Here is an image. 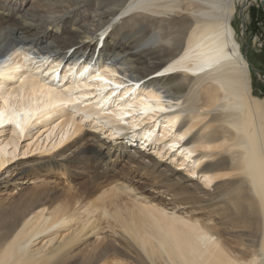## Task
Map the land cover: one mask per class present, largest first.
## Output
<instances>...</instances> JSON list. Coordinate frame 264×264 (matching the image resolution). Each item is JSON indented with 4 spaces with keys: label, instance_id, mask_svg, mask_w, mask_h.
I'll return each mask as SVG.
<instances>
[{
    "label": "bare ground",
    "instance_id": "6f19581e",
    "mask_svg": "<svg viewBox=\"0 0 264 264\" xmlns=\"http://www.w3.org/2000/svg\"><path fill=\"white\" fill-rule=\"evenodd\" d=\"M247 1L0 0V264H264Z\"/></svg>",
    "mask_w": 264,
    "mask_h": 264
},
{
    "label": "rangeland",
    "instance_id": "374dc122",
    "mask_svg": "<svg viewBox=\"0 0 264 264\" xmlns=\"http://www.w3.org/2000/svg\"><path fill=\"white\" fill-rule=\"evenodd\" d=\"M233 24L236 29L237 32L236 35L241 44L243 53L244 55L248 56L251 61L254 92L257 95L264 97V4L263 2L261 0H248L245 5L239 6L236 18L233 20ZM8 31L9 30H6V34L9 36L10 31L9 32ZM143 35L147 36L148 33L141 32L139 34H136L135 36L136 38L140 39L139 37H142ZM28 140L26 139L24 141L23 139L24 143L23 141L20 143L18 155L13 160L16 164L26 159H29L34 155L39 154L36 152V148L35 149L32 148L33 151L35 152L31 151L30 149L29 153L26 154L21 153L23 149H25V152L27 151V147H25V145L31 142ZM141 144L139 145L140 146L139 148L142 149ZM137 145L138 143L135 146ZM148 150L149 152H151L150 148ZM2 189L8 190L6 189V187H2Z\"/></svg>",
    "mask_w": 264,
    "mask_h": 264
},
{
    "label": "snow or ice",
    "instance_id": "6c2138e0",
    "mask_svg": "<svg viewBox=\"0 0 264 264\" xmlns=\"http://www.w3.org/2000/svg\"><path fill=\"white\" fill-rule=\"evenodd\" d=\"M12 121H10V123H11ZM17 127H20V125H19V123L17 122Z\"/></svg>",
    "mask_w": 264,
    "mask_h": 264
}]
</instances>
